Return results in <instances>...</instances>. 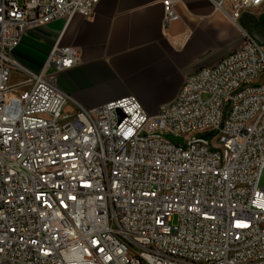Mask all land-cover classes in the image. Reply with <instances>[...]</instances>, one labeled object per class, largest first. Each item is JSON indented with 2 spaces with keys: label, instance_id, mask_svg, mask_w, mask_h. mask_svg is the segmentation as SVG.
<instances>
[{
  "label": "built area",
  "instance_id": "2783aa9c",
  "mask_svg": "<svg viewBox=\"0 0 264 264\" xmlns=\"http://www.w3.org/2000/svg\"><path fill=\"white\" fill-rule=\"evenodd\" d=\"M98 1L0 0V264H264V41L239 27L153 117L132 95L86 109L56 86L77 49L54 44L38 72L12 51ZM211 1L234 25L264 3Z\"/></svg>",
  "mask_w": 264,
  "mask_h": 264
},
{
  "label": "crops",
  "instance_id": "0c3cea01",
  "mask_svg": "<svg viewBox=\"0 0 264 264\" xmlns=\"http://www.w3.org/2000/svg\"><path fill=\"white\" fill-rule=\"evenodd\" d=\"M171 1L178 17L166 23L162 0H99L88 19L74 15L26 30L12 57L38 72L54 44L74 47L80 62L56 75L58 89L86 109L132 95L153 117L185 76L235 50L239 27L252 23L244 15L232 24L229 7L211 0ZM24 77L12 72L10 84Z\"/></svg>",
  "mask_w": 264,
  "mask_h": 264
},
{
  "label": "rangeland",
  "instance_id": "374dc122",
  "mask_svg": "<svg viewBox=\"0 0 264 264\" xmlns=\"http://www.w3.org/2000/svg\"><path fill=\"white\" fill-rule=\"evenodd\" d=\"M250 15H252V17H254L256 20H257L259 17H264V3H263V5H262L261 8H259V9L255 10V11H253ZM246 18H247V17H246ZM263 28H264V26H263ZM262 49L264 50V43H263V45H262ZM27 90H28V87H27V86H24V87H22V88H20V89L15 90V91L12 93V95H14V96H20L19 94H24V93L27 92ZM64 112H70V109L65 108V109H64ZM153 128H154V123H153V121H151V122L148 123V125H147V127H146V131H147V132H150V131L153 130ZM209 137H210V134H204V135H203V138H205V139H208ZM169 138L173 140L172 137H169ZM258 187L264 189V169H263V170L261 171V173H260V177H259V181H258ZM170 222H171L172 224L175 223V218H174V217L171 218V221H170Z\"/></svg>",
  "mask_w": 264,
  "mask_h": 264
},
{
  "label": "water",
  "instance_id": "95a60500",
  "mask_svg": "<svg viewBox=\"0 0 264 264\" xmlns=\"http://www.w3.org/2000/svg\"><path fill=\"white\" fill-rule=\"evenodd\" d=\"M245 17L251 19L252 23L244 24L243 28L246 29L259 44H262L264 41V28L258 26L257 20L252 17V15H246Z\"/></svg>",
  "mask_w": 264,
  "mask_h": 264
},
{
  "label": "trees",
  "instance_id": "16d2710c",
  "mask_svg": "<svg viewBox=\"0 0 264 264\" xmlns=\"http://www.w3.org/2000/svg\"><path fill=\"white\" fill-rule=\"evenodd\" d=\"M257 24L259 27H263L264 26V17H259L257 19Z\"/></svg>",
  "mask_w": 264,
  "mask_h": 264
}]
</instances>
